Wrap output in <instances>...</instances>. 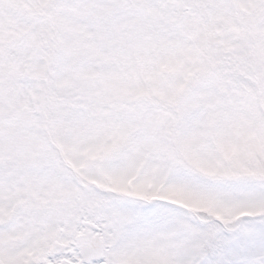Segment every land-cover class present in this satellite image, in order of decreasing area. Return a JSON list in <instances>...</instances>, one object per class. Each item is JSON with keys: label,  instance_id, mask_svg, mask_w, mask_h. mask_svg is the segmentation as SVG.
<instances>
[{"label": "snow or ice", "instance_id": "obj_1", "mask_svg": "<svg viewBox=\"0 0 264 264\" xmlns=\"http://www.w3.org/2000/svg\"><path fill=\"white\" fill-rule=\"evenodd\" d=\"M0 264H264V0H0Z\"/></svg>", "mask_w": 264, "mask_h": 264}]
</instances>
